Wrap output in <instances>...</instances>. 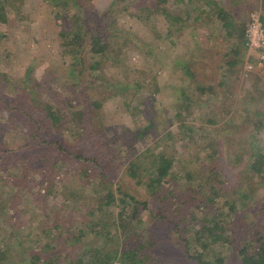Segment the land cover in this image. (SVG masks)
I'll return each mask as SVG.
<instances>
[{
	"label": "rangeland",
	"instance_id": "obj_1",
	"mask_svg": "<svg viewBox=\"0 0 264 264\" xmlns=\"http://www.w3.org/2000/svg\"><path fill=\"white\" fill-rule=\"evenodd\" d=\"M120 1L0 0V103L20 105L16 119L33 120L27 124L28 134L11 129L3 149L26 146L34 136L44 138L36 151L27 149L30 157L38 152L30 162L22 161L27 158L24 152L13 157L14 161L4 155L1 167L10 172V181L20 183L14 193L18 198L11 204L14 212L4 211L7 215L3 216L0 205V252L10 247L16 264H29L30 252H38L54 264H76L78 260L82 264H123L110 252L125 245L137 248L138 243L157 244V249L150 250L151 259L156 252L162 255L160 260L194 264L183 255V240L170 223L160 224L162 221L148 210L135 218L131 205L122 210L118 198L98 209L102 199L89 189L88 172L77 179L70 171L52 182L43 171L34 170L27 178L30 166L45 165L37 157L45 149H54L48 147L49 141L64 142L70 155L98 154L109 149V145L103 148L104 137L126 143L134 132L147 130L133 157L142 164L145 180L149 176L145 170L152 171V162L165 150L174 162L168 179L185 184L186 174L200 173L212 163L204 159L212 149L221 154L231 190L233 180L240 176V169H233L237 154L247 150L249 161L253 150H264V64L258 65L264 50L252 49L246 36L254 14L263 21L264 0H167L166 5L159 0L161 4L149 21L133 15L139 0L118 5ZM157 2L151 0L150 4L156 7ZM209 3L228 10L237 26L244 24V37L236 33L228 38L221 22L210 21L205 14L210 17L214 6ZM115 5L120 7H116L114 29L104 26L100 15ZM164 7L170 16L185 21L183 31L174 33L178 26L167 21L162 14ZM98 24L103 25L101 33H97ZM78 33L82 35L79 43ZM95 36L106 40L107 49L101 55L92 49ZM237 48L236 57L233 52ZM235 58L238 65L229 68L227 63ZM250 64L252 70H248ZM136 83L142 87L138 89ZM35 84L34 104L20 100V89ZM251 96L257 101H250ZM50 109L67 116L68 122L85 111L82 116L88 130L81 124L51 125ZM254 110L259 112L256 116ZM68 159L63 155L56 168L64 172L66 168L61 166H66ZM70 160L71 165L88 169L85 162ZM123 168L116 172L114 182L120 180L129 194L147 201L153 209L156 200L136 180L123 176ZM7 176L0 174L2 200L13 194L7 185H1ZM260 179L264 184V177ZM66 187L71 190L65 192ZM44 189L46 193H37ZM54 189L57 193L47 194ZM72 190L81 191L82 196L75 198L68 193ZM246 199L250 208L252 204L256 208L264 203V190L250 193ZM177 205L174 203L172 210ZM217 206L227 207L223 203ZM130 225L134 233L124 234L122 229ZM16 242L21 246L13 245Z\"/></svg>",
	"mask_w": 264,
	"mask_h": 264
},
{
	"label": "trees",
	"instance_id": "obj_2",
	"mask_svg": "<svg viewBox=\"0 0 264 264\" xmlns=\"http://www.w3.org/2000/svg\"><path fill=\"white\" fill-rule=\"evenodd\" d=\"M128 1L129 0H121L118 5H123V3ZM157 1L158 5L154 7L151 5V0H139V2L134 4L136 5V10L133 15H137L139 19L149 21L150 17L159 8V4L162 2L165 5L167 4V0H160L161 3H159V0ZM209 4L214 6L213 10H211L212 13L210 17L204 14L210 21L217 19L221 22V29L227 31L228 38H234L236 33L239 34V38L244 37V24H242V26H237L238 24L234 21L231 13L218 3ZM118 5L101 13V21H104L101 23H103L104 26L109 24L107 26L114 28L116 22L115 13L118 12L120 7ZM162 14L167 21L171 20L170 22L174 27L178 26V28L174 29V33L175 31L180 33L185 29V21L181 20L177 15L170 16L169 11H165V7L162 10ZM1 19L3 21L6 20L4 17ZM197 19L199 20V17H197ZM103 25L98 24L99 28L97 33H101L99 30H102ZM171 31L173 32V29H171ZM76 35L78 36L77 41L79 43L82 40V35L79 33ZM105 41L104 38L97 36L92 38V49L95 55H101L107 49ZM233 54L237 57L239 55V48L235 49ZM238 63L239 62L235 58L230 60L227 65L229 68H233L236 67ZM185 71L190 75V70L186 69ZM136 87L140 89L142 85L136 83ZM36 88H38L37 84L20 89V100L28 99L31 100V104H34L32 97L36 94ZM254 88L256 89V86ZM251 97L252 99L250 101H257L253 96ZM261 97H264V92ZM246 100L249 102L248 96ZM0 105L4 108L2 111L0 106V174L2 176H7L10 172L1 170L5 162L4 155L7 156V160L14 161L13 157H18L19 153L24 152L27 158L22 159V161L30 162L38 152L33 157H30L28 156L27 149L33 147L36 151L40 146H43L42 141L44 138L41 137L42 135L34 136L31 137V141H26V146L3 149V147L8 145L5 142L11 129L17 130V132H21L22 134H28L27 124L33 120L27 117L19 120L16 119L15 116L19 112L16 107H21L20 105L16 107L2 103H0ZM248 105H250V103ZM258 113L257 110H254L255 116ZM48 115L52 122L51 125L54 126L56 124L61 125L62 123H66L74 127H79L78 125L81 124L84 131L89 128L85 125V117L82 116L85 115V111L78 113V115L69 122L67 116H60L52 112L51 109ZM133 134V138L127 139L126 143H118L119 141H116L114 138L104 137L102 142L104 144L103 148L106 149L107 145H109V149L106 153L101 152L98 154L90 151L87 154L70 155L64 142L57 141V143H54L49 141L47 142L48 147L54 149H49L48 151L45 149L44 152L42 151L37 157V159L42 161L45 165L41 166V164H38L30 166V169H27V172H25V176L27 178L32 176L33 173H31V171L34 170L37 172L43 171L53 182L57 177L62 179V177L65 174L67 175L70 171H74L75 175L72 177L77 179H81V177L85 176L88 172L85 179H87L86 183L89 189L92 190L93 188L94 194H98L102 199V204L98 209L114 204L118 201L116 199L118 198L119 204L122 205V210H124V206L131 205L135 218L140 215L142 210H148L150 214L156 216V219L162 221L160 224L170 223L173 231L178 235V238L183 240V255L194 264H264V203L256 208L252 204L250 208L249 206L251 204L249 205L246 202V197L250 193L256 195L264 190L263 181L260 179V177H264L263 149L253 150L250 158H248L249 161H247L246 158V156L250 154L247 150H243L244 154H242V152L237 154L234 161L237 163V166L233 169L235 171L240 169V176L233 180L232 190L230 187L231 179L225 178L224 176V161L220 159L221 154L218 155L216 150L212 149L211 153L206 154L204 158L205 161L209 163L212 160V163L207 166L205 165L200 173H192L189 177V173L186 174L184 180H186L187 183L178 184L175 178L168 179L171 175L170 173L174 162L169 158L165 150H162L160 155L152 162V171L145 170L146 174L149 175L147 176V180H145L144 171L141 172L140 169L142 164H140L137 159H133V157L136 155L135 149H138V145L140 144L139 139L145 138L147 130L134 132ZM107 135L108 134H106V136ZM252 138L255 139V136L253 135ZM215 149H217V146H215ZM63 155L69 158L66 160L68 164H65L66 166H61L66 168L64 172L61 171L60 168H56L59 163L57 160H59V158L62 159ZM70 158L74 161L85 162L88 164V169L77 167L74 164L71 165ZM15 163L22 164L21 162ZM116 166L118 167L117 169ZM13 168L16 169V166H13ZM122 168L124 169L123 176H128L136 180L145 192L156 200L153 209L149 208V203L147 201L138 200L134 195L129 194L128 188L122 186L120 180H118V184L114 182V179L117 178L116 172H120ZM20 173L24 174L23 170ZM2 181L4 182L1 185H7L6 187L9 188L13 194L6 200L0 198V205L3 206L1 212L4 213V211L8 210L14 212L11 204H14V201L18 198V196L15 197L14 193L19 191L17 187H20V183H15L14 179L10 181L8 176ZM9 181L11 183L8 185L7 183H9ZM26 188H28V186ZM68 189L71 190L70 187H66L65 192ZM73 189L78 188H74L73 186ZM241 190L245 193L242 194L240 192ZM46 191L47 190L44 189L37 193L42 194L46 193ZM53 191L54 192H49L47 194L52 196L51 194L57 193V190L54 189ZM68 193L75 196V198L81 195V191L79 190L78 192L72 190ZM36 196L38 198L40 195L36 194ZM92 200L93 199H91V202ZM256 201L257 200L253 203ZM174 203L176 205L178 204L176 210H172ZM218 203H223V205L227 207H218ZM6 215L5 213L3 214V216ZM91 215H95L94 212H91ZM9 223L11 226L13 225L12 222L9 221ZM133 229H135L134 226L130 225L124 227L122 230L124 234H129ZM81 234H86V232L82 231ZM13 245L18 247L21 246L18 242L13 243ZM136 247L137 248H132L125 245L123 249H115L110 253L114 259L120 257L123 264H175L172 261H167V259L160 260L162 259V255L156 252L154 253V257H152V259L150 258V250L157 249V244H150L149 246L148 244L138 243ZM8 248V250L0 252V264H16L10 252L11 248ZM29 256V264H54V262H51L50 259H46L38 252H30ZM76 264H82L81 260H78Z\"/></svg>",
	"mask_w": 264,
	"mask_h": 264
},
{
	"label": "built area",
	"instance_id": "obj_3",
	"mask_svg": "<svg viewBox=\"0 0 264 264\" xmlns=\"http://www.w3.org/2000/svg\"><path fill=\"white\" fill-rule=\"evenodd\" d=\"M246 36L248 38L249 46L252 49L261 52L264 50V26L261 22V19L258 14H254L252 16V22L248 25V29L246 32ZM263 54L260 56L259 66L264 64V51ZM253 65L248 66V70H252Z\"/></svg>",
	"mask_w": 264,
	"mask_h": 264
}]
</instances>
